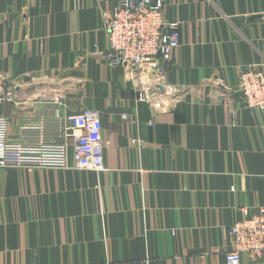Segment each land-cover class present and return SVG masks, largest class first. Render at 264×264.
<instances>
[{
  "label": "crops",
  "instance_id": "crops-1",
  "mask_svg": "<svg viewBox=\"0 0 264 264\" xmlns=\"http://www.w3.org/2000/svg\"><path fill=\"white\" fill-rule=\"evenodd\" d=\"M163 1L181 39L163 63L180 90L171 111L138 102L126 68L100 55L118 0H0L9 140L38 139L23 127L44 119V137L62 141L57 106L31 83L52 77L66 112H99L106 164L0 168V264H225L231 227L264 208V111L237 89L240 70L264 71V0Z\"/></svg>",
  "mask_w": 264,
  "mask_h": 264
},
{
  "label": "built area",
  "instance_id": "built-area-1",
  "mask_svg": "<svg viewBox=\"0 0 264 264\" xmlns=\"http://www.w3.org/2000/svg\"><path fill=\"white\" fill-rule=\"evenodd\" d=\"M166 18L163 0H118L103 11L110 47L100 55L110 65L126 68L125 75L132 82L137 101L147 103L155 111H171L181 100L180 90L169 81L163 66L164 62L173 60L175 50L181 45L178 23L169 24ZM12 82L0 66V108L16 101ZM32 82L44 85L38 91L39 101L57 106L53 120L62 141L44 137L48 121L43 119L37 125L23 127V130H38V139L12 142L8 138V118L0 112V168L105 170V143L99 112L84 109L68 113L65 109L67 93L56 78L32 77ZM237 89L246 106L264 111L262 65L256 63L240 70ZM68 139L73 141V162ZM133 142L139 143V140ZM231 232L233 248L227 252L225 264H242L245 252L256 260L264 259V208L235 223Z\"/></svg>",
  "mask_w": 264,
  "mask_h": 264
}]
</instances>
